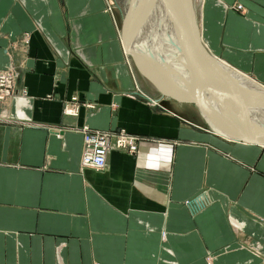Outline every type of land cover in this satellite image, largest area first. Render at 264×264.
Here are the masks:
<instances>
[{
  "label": "crops",
  "instance_id": "0c3cea01",
  "mask_svg": "<svg viewBox=\"0 0 264 264\" xmlns=\"http://www.w3.org/2000/svg\"><path fill=\"white\" fill-rule=\"evenodd\" d=\"M196 5L204 47L264 88V0ZM112 7L0 0V71L16 73L0 104V264H264V147L153 99ZM85 129L138 151L82 168Z\"/></svg>",
  "mask_w": 264,
  "mask_h": 264
},
{
  "label": "bare ground",
  "instance_id": "6f19581e",
  "mask_svg": "<svg viewBox=\"0 0 264 264\" xmlns=\"http://www.w3.org/2000/svg\"><path fill=\"white\" fill-rule=\"evenodd\" d=\"M146 7H147L146 10L148 12V13L146 12L147 21L143 23V26L145 27L147 34L145 36V39L143 37L144 40L141 38L142 36L138 32L139 35L138 40L140 42L145 41V46H144L145 53H143L144 58L146 60H152L151 61V63H153L152 68L154 69L155 71L154 73H156L158 77H161L163 75V77L167 80H171V81L172 79L176 80L177 83L173 87L174 89H176V91H179L181 93L194 94L195 91L196 90L198 91L199 89L198 86L193 81L192 75L190 73L189 74L191 75V77H189L188 72H190V67H187L188 61L183 62L184 60H180V58L177 59L175 57L176 52L173 50L174 52L173 53L172 51L169 50V49H173V47L174 49L175 48L177 49L179 46V50L182 51L180 53L181 55H186V54L189 55L187 50L191 51L192 48L194 52L196 50V48L193 47L191 42L192 21L190 19L191 17H190L189 0H147ZM134 10L138 13V15L141 16L140 8L138 9L137 4H135ZM176 19L180 21L179 25L176 22ZM142 22L144 21L142 20L141 17L140 20L138 19L136 25L132 28V31L136 28V26H138ZM170 24L178 25L177 27L175 26L172 27L173 32H171L172 29L169 30ZM170 33H172L174 36H172ZM176 36L179 37L177 38ZM172 43L175 46H173ZM172 56L175 57L181 68L179 70L180 74L178 76L176 75L178 74L176 70L177 63L176 61L173 62ZM183 58H187V57L184 56ZM204 58H205L206 66H204L205 68L198 72L197 77L200 79L201 83L207 84V86L206 85L205 86L208 87V89L211 91L210 93L211 97L214 96L213 97L214 99L225 97L229 99L233 98L236 100H244L245 98H249L254 100L255 102L262 103L261 101H257L254 98V95L263 94L264 96V92H261L255 86L253 89L250 86L252 84L249 85H247L246 83L244 84V81L239 78L237 79L236 77H231V75L227 72L226 67H224L222 61L211 62L210 58H208L207 56H204ZM146 60L144 61L146 62ZM155 63L158 66H156ZM146 64L148 65V62H146ZM172 71L175 72L174 75L172 73L171 74L169 73ZM237 85H241V87ZM243 90L246 92H243ZM205 111H209V110H205ZM211 111L217 113L216 117L219 116L220 119H222L223 117L230 119L231 121H233L232 123L233 124L235 123L236 126L238 127L240 132L239 136L235 134L238 130L237 129L234 130L233 127L229 128L228 132L231 131L230 136H227L226 134L224 136L228 138L230 137L236 139H238V137L241 138L245 137L246 139L264 140L263 118L258 119V121L254 119L252 121L247 122L238 118H231V117L229 118V116L225 114V110H223L222 107L218 108L217 110H211ZM212 122L214 121L212 120ZM216 124L217 126L220 125L218 123Z\"/></svg>",
  "mask_w": 264,
  "mask_h": 264
},
{
  "label": "water",
  "instance_id": "95a60500",
  "mask_svg": "<svg viewBox=\"0 0 264 264\" xmlns=\"http://www.w3.org/2000/svg\"><path fill=\"white\" fill-rule=\"evenodd\" d=\"M146 1L147 0H132L130 11L128 14V22H130L132 20V17H131L132 16L131 15L132 4L134 5L137 4L138 9L140 8V14L144 22L136 26L134 32L136 31L139 32L142 36L141 37L142 39L143 37L145 39V36L147 34L146 29L143 26V23L147 21V13H148L146 10L147 8ZM189 4L191 5L190 6V17H191L190 19L192 21L191 22L192 23L191 42H192L193 47L196 48V50L193 54V57L188 55L187 58H188V64L190 67V74L192 75V79L195 82V84L198 86L199 90L198 91L196 90L194 94L188 95V94H183V93H176L170 90L169 88H167L165 83L159 77L152 75V70H151L152 67L150 65H147L144 59L142 58V56H140V54L136 52L138 49L136 46L139 40L137 39V36L135 35V33H132L130 42L126 43V49H127V52L133 58L139 72L145 78H147L159 90V92H161L163 96L171 98L181 104H192V105L197 106L200 110H210V111L217 110L218 108L222 107L223 110H225V114L227 116L231 118L242 119L243 121H247V122L252 121L254 119L256 121H258V119H262L264 117L263 102L262 103L255 102L254 100L249 99V98H245L244 100H236L233 98L226 99L225 97L214 99L213 98L214 96L211 97L210 95L211 91L208 89V87H206L207 84L201 83L200 79L197 77L198 72L204 69L205 68L204 66H206L204 56H207L208 58H210L211 61L213 60V57L215 58V56H213L202 44L200 40V33H199V28L196 22L192 0H190ZM215 59L218 60L217 58ZM218 61L221 62L220 60ZM223 65L224 67H226L227 72L231 76L236 77L237 79L239 78L243 80L244 84L246 83L247 85H249L251 83V81L246 75L235 71L234 69H232L225 63H223ZM244 90L243 92H246ZM260 91L264 92V88L261 87ZM226 139L231 140V141L244 142L247 144H255V145L264 147V140L246 139L245 137H242V138L238 137V139L229 137Z\"/></svg>",
  "mask_w": 264,
  "mask_h": 264
},
{
  "label": "rangeland",
  "instance_id": "374dc122",
  "mask_svg": "<svg viewBox=\"0 0 264 264\" xmlns=\"http://www.w3.org/2000/svg\"><path fill=\"white\" fill-rule=\"evenodd\" d=\"M109 1H111V3H112V5H113V10L115 9V15H116V18H117V22H118V25H119V29H120V32H121V35H122V37H123V39L125 40V43H128V42H130V40H131V34L132 33H135V35L137 36V39H138V37H139V35H138V32L136 31V32H134L135 31V29L132 31V28L136 25V23H137V21H138V19L140 20V18H141V16L140 15H138V13L134 10V4L132 5V13H131V17H132V20L130 21V22H128V14H129V11H130V7H131V2H132V0H109ZM189 3H190V0H189ZM192 3H193V8H194V12H196V10H197V5H196V0H192ZM191 6V5H190ZM162 20V19H161ZM176 22L178 23V25L180 24V21H178L177 19H176ZM178 25H176V24H170V29L169 30H171L172 29V31L171 32H173V26H175V27H177ZM183 25H184V23H183ZM131 26V27H130ZM131 28V29H130ZM183 28H184V26H183ZM168 30V31H169ZM164 31H166V30H164ZM172 36H174L172 33H170ZM177 38L179 37V36H176ZM139 42V45L137 44V53L138 54H140V56L142 55V58H144V56H143V53H145L144 52V46H145V41H142V42H140V41H138ZM201 42H202V40H201ZM170 43V42H169ZM173 44V43H172ZM203 44V43H202ZM172 46V45H171ZM173 46H175L174 44H173ZM172 46V47H173ZM190 46V45H189ZM192 47V46H191ZM170 51H172L173 52V50L176 52V54H175V57L178 59V58H180V60H184L183 62H187L188 61V59L187 58H183L184 56L185 57H188V54H186V55H181L180 53L182 52L181 50H179V46H178V48L176 49H174V47H173V49H169ZM187 52L189 53V55L190 56H192L193 57V54H194V50H193V48H192V50L191 51H188L187 50ZM174 53V52H173ZM191 53V54H190ZM128 55H129V58L131 59V63H132V65H133V67H134V69H135V72H136V75H137V77H138V79L141 81V83L145 86V88L147 89V91L149 92V94L151 95V97L154 99L155 97H160L161 98V95L162 94H160L161 92H159V90L147 79V78H145L140 72H139V70H138V68H137V66H136V64H135V62H134V60H133V58L131 57V55L128 53ZM175 57L174 56H172V58H173V62L174 61H176V63H177V65H176V70H177V73L178 74H176L177 76L180 74V72H179V70L181 69L180 68V65L178 64V61L175 59ZM175 59V60H174ZM144 60H146L145 58H144ZM164 60V59H163ZM219 60V59H218ZM218 60H216L214 57H213V60L212 61H215V62H219ZM151 61L152 60H146V62H148V65H150L151 67H153L152 65H153V63H151ZM211 61V60H210ZM211 61V62H212ZM145 62V63H146ZM163 64V63H162ZM155 65L156 66H158L156 63H155ZM162 66V65H161ZM163 67V66H162ZM187 67H189L188 66V64H187ZM159 68H160V66H159ZM164 68H165V66H164ZM155 71H154V69L152 68V75L153 76H157V74L156 73H154ZM170 74L172 73L173 75H174V73L175 72H169ZM190 72H188V74H189ZM158 77V76H157ZM162 77V78H161ZM161 77H159L160 79H162V80H166L165 81V85L167 86V88H169L170 90H172V91H174V92H176V93H181V92H179V91H176V89H174L173 87H174V85L177 83L176 82V80H173L172 78V81L171 80H167V79H165L164 77H163V75L161 76ZM189 77H191V75L189 74ZM231 77H233V76H231ZM178 79V78H177ZM248 79V78H247ZM250 80V79H249ZM163 81V82H164ZM179 81V80H178ZM180 82V81H179ZM252 83V82H251ZM250 83V84H251ZM244 85V84H243ZM236 86V85H235ZM237 86H239V87H241V85H237ZM253 89H254V86H253V84L252 85H250ZM183 94H188V95H190V93H183ZM162 97H163V95H162ZM164 98V100H165V102L167 103V107L169 108V109H177V110H179V111H181L185 116H187V118H189V119H198L199 121H201L202 122V119H200L201 117H199L198 116V114H197V109L194 107V106H192V104H181V103H179V102H176L175 100H173V99H171V98H168V97H163ZM226 99H229V98H226ZM171 111V110H170ZM217 116V115H216ZM204 118V117H203ZM216 118H219V116L218 117H216ZM184 120H186L185 118H183ZM219 120V119H218ZM195 121H197V120H195ZM222 121V120H221ZM223 122V121H222ZM202 123H204V122H202ZM225 125H226V123L225 122H223ZM210 125V124H209ZM211 127V126H210ZM212 128V127H211ZM212 130H214L213 128H212ZM217 133V132H216ZM219 134V133H218ZM219 135H221V134H219ZM222 136V135H221ZM223 137V136H222Z\"/></svg>",
  "mask_w": 264,
  "mask_h": 264
},
{
  "label": "built area",
  "instance_id": "2783aa9c",
  "mask_svg": "<svg viewBox=\"0 0 264 264\" xmlns=\"http://www.w3.org/2000/svg\"><path fill=\"white\" fill-rule=\"evenodd\" d=\"M238 10L242 9L240 6ZM16 73L13 68L0 71V104L15 94ZM76 101V99H74ZM66 114L76 115L77 109L66 108ZM112 150L138 151V140L127 132L104 133L85 129L83 132V152L81 167L102 171L107 166Z\"/></svg>",
  "mask_w": 264,
  "mask_h": 264
}]
</instances>
